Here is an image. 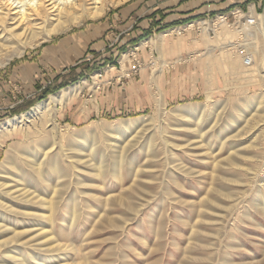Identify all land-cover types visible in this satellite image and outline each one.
Instances as JSON below:
<instances>
[{
	"label": "rangeland",
	"instance_id": "obj_1",
	"mask_svg": "<svg viewBox=\"0 0 264 264\" xmlns=\"http://www.w3.org/2000/svg\"><path fill=\"white\" fill-rule=\"evenodd\" d=\"M123 5L110 6L108 9H106V11L101 17L92 20L91 19L84 20V22H82L80 25L76 27H73L72 29H70V31L62 35H54L52 36V38L55 36L60 37L63 35H67V33L71 32L72 30L85 26L87 22H91V21L100 22L104 20L105 17L115 14L118 11V9H120V7ZM261 6L258 9V11L254 9L255 12L259 14L263 13L264 1L262 2ZM252 8H254V6H252L251 9L249 10L245 8L242 10L246 14H249ZM237 9H241V8L238 7L233 8L231 13L229 14L230 17L226 19L231 26L237 25L236 23L240 21V20L236 21V19H234V17L232 16L234 10ZM218 17H213V18L210 17L202 20H210L212 22H215V20ZM175 36L171 37L172 43L171 44L168 43L167 44L168 46L166 45L168 47V50L170 49V46H174L173 42ZM211 36H214L213 32H211ZM191 40L186 38L185 40L186 42L184 46L179 50L181 54L177 55L176 57H172V59H170L171 60L170 62H172L170 66L168 65L167 61L165 62L166 63L165 70L166 69L171 70L169 74H166L167 78H169V76L176 77L178 75V72H181L183 74L181 75L182 80L180 82L168 81L164 83L163 81H160V85L162 86V89L165 93L164 100L166 103L167 110H171L180 105L190 106V105H198L206 102L207 92H208L207 90L210 89L211 87L216 88L214 89V93L212 96L213 102H221L230 97L242 98L247 95L254 96V95L264 94V88H262L261 85L258 83V79L255 76L256 74L252 73L246 75L245 72L238 73L236 69H233L231 67L228 68L226 67L224 70H222V68H215V72L213 74V76L215 77L214 80L215 82L211 86L209 83L210 74L208 73V69H207L208 60L204 56V52L206 51L205 49L206 44L203 43L204 41L202 40V32L200 28L198 35L193 36ZM236 45L238 44L236 43ZM40 47L30 48V49L28 48L25 51V54H23L21 57L13 58L12 61H10L6 66L0 67V112H2V114L0 113V125H5L8 122V120L20 116L22 113H26L30 111L34 107L38 106L42 102L49 99L50 96L45 95L42 96L40 99H35L34 102L30 103L32 104V106L28 107L24 111L13 113L10 116L8 115L6 116V114L4 113L5 111L7 112L8 110H10L9 109L11 105L10 102H14V103L18 102L20 99H22L23 96L22 94L24 93L23 85L20 82L15 81L16 79H13L15 78V75L13 74V67L16 64H18L21 60L25 59L27 55L32 54L31 53L32 51H36ZM219 52L220 50L218 51V53ZM160 56L161 53L158 50V55L155 54V56L153 57V63H151L150 65L151 68H147L145 67V65H143L145 68L142 69L141 72L138 71L137 73H134L135 78L133 80H129L127 78H123L120 81L115 80V78L114 80H111L110 78L112 77V74H108L107 76L106 74H103V77H101L100 80L104 79L103 87L105 85L106 86L104 90H100L101 93L98 95L99 102L103 107L102 108L103 110L101 109L102 112L100 113V115H97L96 113L94 114L93 111V113L90 115L91 116L90 121H79L76 112L79 109L83 108L82 105L85 104V102H88L89 98H91L92 100L95 98V96L94 98L91 97L94 93L91 91L90 92L86 91L85 88L84 89L85 91L83 90L84 93L82 92L77 100H73L71 103H68V105L62 108L63 111L57 117L58 129L61 130L63 126L66 125L74 126L77 129H81V128L83 129L85 126L89 125L93 120L116 121L118 119L138 118L143 116L147 117L154 114L155 103H153V98H151V95L153 96L154 94L152 88H154L155 90V86L153 84V78L154 76L161 77L160 75L162 72L155 74L153 70H154L155 61L159 60ZM136 58H138L137 53L135 56L132 57L131 62H134ZM105 69H107V67H104V70ZM96 72L100 73V70L96 67H93L91 71L87 69L86 74L84 73L81 76L82 78L77 80L78 81L77 84L81 81L91 79ZM146 75H149L151 79L148 80V77H145ZM175 79L177 80V78ZM131 86L140 87L143 88L144 90H141V92L137 94L133 92ZM103 87L101 88L103 89ZM178 92L180 93L178 96H173ZM60 93L58 94L55 93V96L59 95ZM260 99L261 98H253V100L250 99L245 104V106L241 105L240 107L241 111L238 109L237 112L234 110L233 112L232 109L230 108L229 109L223 108V105H220L219 103H218L219 105L216 104V106L213 107L212 111H210L209 115H207L208 120L205 121L206 124L204 123V125L200 130L196 127V125L195 126L193 125L192 121H191L192 124L185 125L184 127V125L183 126L181 125L182 122L180 120L168 121L165 120L163 117L158 118L156 124H154V133H153L155 138L157 140L159 139L158 144L155 146L156 148L153 147L155 150L152 148L153 151L148 153L147 151L149 150V148L148 146L144 147V143L141 145L140 148L133 149L130 153L127 154L128 156L127 158L130 160L129 164L128 161L126 162L127 164L126 163L124 164V169L122 171V174L120 176H117V178L114 175L115 172L113 166L115 162H114V155L111 152H109L110 155L107 156V158H109L108 159L109 162L107 161L105 167L106 166L109 167V165L112 166H110L109 168L106 167L105 170L107 172L104 170V172L102 171V173L100 171L98 173L97 170L95 171L93 169V165L96 164L93 161L91 162L90 160H88L89 157L87 156L88 158L86 157L87 159L86 163L88 164L86 163L83 164L86 166V168L71 172L72 175L68 180L65 177H61L59 180V183L62 184V185L60 184L59 185L60 187H58L60 190V195H62L61 198L62 202L59 205V209H58L59 211L57 210L55 214V216L57 215V217H54L55 219L52 222V220H50L51 216H49L50 213L47 214L46 212V215L48 217L42 220L44 225L46 226V229L47 230L49 229L48 230L49 232L50 231L53 232V234L50 235L52 239L53 238L56 239L52 245L54 244L58 245L59 248L58 249L56 246H54L59 251L58 250L57 252L56 250L55 252L52 251L53 253L42 251V254H52L51 258H49L46 261H43L44 263L43 262L42 263L43 264H58V263L85 264L88 261L87 264H112V263L124 264V262L126 261L125 262L126 264H132V263L133 264H185V263L186 264H224V263L225 264L228 263L229 264H264V255H263L264 254L263 253L264 251V214H263L264 213V121H263L264 105H262V103L264 104V99L263 102H260L259 101ZM141 100L143 101L144 104H140ZM88 105L90 108H93V104L90 103V101L88 102ZM138 105H140L141 107L139 108ZM217 113H220L221 115L218 117L216 115ZM237 116L239 117L237 118V121L235 123L234 122L232 123V121H234ZM216 117L218 118L216 119ZM215 120H217L218 123L217 127L215 126L216 129L214 127L213 129H209L213 125ZM166 122L172 124L173 126L170 125L168 127V124ZM224 127L228 129H225ZM155 134L158 136L156 137ZM18 139H19L18 137L7 139L6 146L9 147L10 144H12L15 140L17 141ZM60 140L63 142L62 138L58 136L57 141L59 143L61 142ZM210 140H212V142ZM207 141L210 142L209 145ZM106 144H110V143H106ZM106 144L104 143V145ZM165 145L167 146V148L165 147ZM7 147L4 148L0 147V162L6 156ZM57 149L58 148L55 146L54 150L57 151ZM139 149L141 150L139 151ZM171 149L173 150L171 151ZM55 151H53V153H56ZM231 151L233 152L232 154L230 153ZM159 152L160 153L162 152L161 155ZM167 155L169 156V158ZM229 156L232 157L231 159L233 161L230 165L228 161H226L229 160L228 159ZM157 157H159L160 159L159 158L157 159ZM182 157L184 159L186 158L185 161ZM238 158H240L241 161ZM223 159L227 162V164ZM235 160H237L238 162ZM110 162L112 164H110ZM218 162L220 163L222 162L221 163L222 166ZM65 163H61V164H65ZM154 163H157L158 165L157 164L154 165ZM143 166L146 169H144ZM175 166H177L178 169L180 168L181 173L174 172L177 176L175 178L173 177L170 178L171 171L174 169L173 167ZM224 167H226V169H224ZM136 170L138 173L136 172ZM220 170L223 172H221ZM224 170H226L225 171L226 173L224 172ZM238 170L239 173L237 172ZM44 171H45L44 172L45 175L47 172H48L47 174L51 172L47 168H45ZM184 171H186L187 173ZM103 174L106 176H104ZM76 175L77 176L79 175L78 178ZM138 175L140 177H137ZM119 177L121 180L119 179ZM205 177L207 179H205ZM119 180L121 183L119 182ZM76 181L77 182L79 181L78 182L79 185L77 184ZM137 181L140 183L138 184ZM199 181L201 182L199 183ZM141 182H143L145 185L143 183L141 184ZM27 183H29L28 184L29 187L27 186V188L29 190L31 189V191L37 190L38 192H43L47 189L45 187V184H37L36 186V184H34L35 183L34 178L31 177L29 178ZM116 183L117 185H115ZM133 185L134 186L136 185L137 189L136 186L134 189ZM140 185H142V187ZM219 185L224 187H219ZM40 186H42L41 189H39ZM208 186H210L211 188ZM106 188H108L109 190ZM118 191L120 192V194ZM163 191L165 192V194ZM131 192L134 193L131 195ZM141 193L144 194L146 193L145 194L146 196L144 194L142 195ZM128 195H130V197ZM203 195L206 197H204ZM253 195H255L254 197H259L260 199L254 198ZM78 196L80 199L78 198ZM114 197L115 198L117 197V199H115ZM93 198L96 199L92 200ZM138 199L140 201H138ZM144 199L147 200L145 201ZM251 199L254 200L251 201ZM141 203L143 204L141 205ZM203 203H205L204 205L206 207L203 205ZM112 204L114 207H112ZM138 205L141 207H139ZM143 205L146 206L144 207ZM88 206H91L94 209ZM251 206L254 208H252ZM124 207L127 209H125ZM111 208L112 210L114 208L112 213H111L112 211ZM131 209L134 211H132ZM89 210H91L92 213ZM106 211H108L109 213ZM73 212L74 213L77 212L76 213L77 215L76 214L74 215ZM84 213H86L87 216ZM123 214L126 216H123ZM68 215L70 216V218ZM244 215L245 216L247 215L248 218L247 216L245 217ZM116 216L118 217V220ZM98 218L99 220H97ZM101 218L104 219L106 223H104V220H102ZM121 218L122 220H120ZM133 219H135V221ZM106 220H108L109 222ZM110 221L114 223L112 224ZM255 222H259V224ZM149 224L152 225V227ZM159 229L161 232L159 231ZM158 232L160 234H158ZM131 233L134 235L132 236ZM135 234L137 235V238L135 237L136 236ZM221 235L223 236L221 237ZM219 236L221 237V239ZM229 237H231L232 239ZM59 244H61L60 247ZM228 244L231 247L228 246ZM160 247L162 250L160 249ZM133 248L136 249L132 250ZM189 249L191 251H189ZM186 250L188 251V253H186L187 252ZM83 252L85 253V255ZM251 254L253 256H251ZM83 260H85L86 262L85 261L83 262ZM39 264H41V262Z\"/></svg>",
	"mask_w": 264,
	"mask_h": 264
},
{
	"label": "bare ground",
	"instance_id": "obj_2",
	"mask_svg": "<svg viewBox=\"0 0 264 264\" xmlns=\"http://www.w3.org/2000/svg\"><path fill=\"white\" fill-rule=\"evenodd\" d=\"M129 1H131V0H0V67L6 66L10 61H12L13 58L21 57L23 54H25V51L28 48L30 49V48L40 47L42 44L46 43L47 41H50L52 36L62 35L68 31H70V29H72L73 27L80 25L82 22H84V20H87V19L92 20V19H97V18L101 17L104 14V12L106 11V9H108L110 6H120V5L128 3ZM248 18L252 19V21H248ZM198 23H199V28L202 32V40L204 41L203 43H205L206 47H207V48L205 47L206 51L204 50L205 51L204 56L208 60L207 61L208 62L207 69H208V73L210 74L209 83L211 86L215 82L214 81L215 77L213 76V74L215 72V68H222V70H224L226 67L227 68L231 67L233 69H236L238 73H244L245 72L246 75L252 74V73L256 74L255 76L258 79V83L261 85L262 88H264V12L259 14V13L255 12L254 8H252V10L250 11L249 14H246V16L242 20H240L236 23L237 25H233V26H231L229 24V22L225 19L224 16L218 17L215 20V22H212L210 20H201ZM193 26H194L193 23L190 25H187L186 30L190 32L191 29H193ZM183 29L182 28L176 29V30L174 29L170 32H167L166 34L164 33V34L157 36L156 38H151L150 40L142 42L140 45H138L136 47L135 50L130 51L129 53L127 52V53L123 54L122 59H121L122 66L125 67V65L128 62L132 63L131 62L132 57L136 55L137 51H139V50L144 51L146 47H152V48H157L159 50V52L161 53L160 59L155 61L153 71L155 74L161 73L166 67L165 57L168 54V47L166 46V43H165L166 35H172L175 32H177L178 35L176 36V39L173 42L174 46H171V47L174 49H176V48L180 49L184 46V44L186 42L185 41L186 36L183 32ZM211 32L214 33V36H211ZM236 43L238 45H236ZM219 50H220V52L218 53ZM202 53H201V56H202ZM247 61H249V62H247ZM50 65H52V64H50ZM109 72H110V70L108 71V73ZM99 75H100V73L94 74L93 75V81L85 80L84 85H77V86H74V87H71L68 89H64V90H62V92L59 95H56V96L51 95L48 100L42 102L41 104L34 107L30 111H28L26 113H22L20 116H17L11 120H8V122L5 125H0V147H3V148L7 147L6 146L7 139H10L13 137L19 138L17 141L15 140L12 144H10L9 147H7L6 156L0 162V264H39L40 262H41V264H43L44 263L43 261H46L49 258H51L52 254H42V251L53 253L56 250V252H57V250L59 249L58 245H55V244L52 245L56 239L53 238L54 239L53 240L52 237L50 236L51 234H53V232H51V231L49 232L48 231L49 229L48 230L46 229V226L44 225L42 220H44L46 217H48L46 215V212H47V214L50 213L49 216H51L50 220H52V222L55 219L54 217H57V215L55 216V214H56L57 210L59 209V205L62 202L61 201L62 195H60V190L58 188V187H60L59 185L61 184V183H59V180L61 177H65L68 180L72 175L71 172L86 168V166L83 164L86 163V161H87L86 157L87 156L89 157L88 160H90L91 162L93 161L96 164V165H93V169L95 171L97 170L98 173H99V171L102 173V171L104 172L106 167H108V166L105 167V165L109 159V158H107V156L110 155L109 152H111L114 155V162L115 163H114L113 169L115 172L114 175L117 178V176H120L122 174V171L124 169V164L127 161L129 164L130 160L127 158L128 153H130L135 148H137V149L140 148L143 143H144V147L148 146L149 150L147 152L150 153L151 151H153V149H154L153 147H155L158 144L159 139L157 140L155 138V136L153 135L154 124H156V121L158 118L163 117L165 120H168V121L169 120H173V121L174 120H180L182 122V124L181 123L180 124L182 126L184 125V127H185V125H190L193 123V125L194 126L196 125V127L200 130L202 128V126L204 125L205 121L208 120L207 115H209L210 111H212L213 107L216 106V104H218V103L220 105H223V108H228V109L230 108V109H232V111L234 110L237 112L238 109L241 111V109H240L241 105L245 106V104L250 99L253 100V98H261L259 100L260 102H263V99H264V94H262V95H254V96L253 95H247V96L242 97V98L230 97V98L225 99L221 102H213L212 96L214 93V89H216V88L211 87L210 89L207 90L208 92H207V101L206 102H204L202 104L190 105V106L180 105V106L175 107L171 110H167L166 109V103L164 100L165 93L162 89V86L160 85L159 76H154L153 84L155 86V90H154V88H152L154 94H153V96L151 95V98H153V103H155L154 104L155 112L151 116H147V117L143 116V117L129 118V119H118L116 121L93 120L89 125L85 126L83 129L82 128L77 129L74 126L66 125V126H63L62 129L60 128L61 130H59L58 124H57V117L59 116V112H60L59 108H61L60 105L65 106V104L68 101H71V100L75 99L77 96H79V94L81 93L84 86H88L92 90L98 88V86H99V82H98ZM152 89H151V91H152ZM262 105H264V104L262 103ZM57 106H60V107H57ZM216 115L219 117L221 114L217 113ZM236 115H238V114H236ZM218 117H216V119ZM237 118H239V117L237 116L236 119L234 121H232V123L233 122L235 123L237 121ZM191 121H192V123H191ZM167 124H168V127L170 125H172L170 123H167ZM217 124H218L217 120H215L213 125L209 129H213V127L216 129ZM225 127H226V125H225ZM225 129H228V128H225ZM156 131H158V130H156ZM58 136H60L62 138L63 142L61 140H60L61 141L60 143L57 141ZM157 136L158 135H156V137ZM233 137H234V135H233ZM210 141L212 142V140H210ZM64 142H65V144H64ZM104 143L105 144L110 143V144L104 145ZM207 143L209 145L210 142L207 141ZM55 146L58 148L57 151L54 150ZM165 147L167 148L166 145H165ZM140 150L141 149H139V151ZM172 150L173 149H171V151ZM53 151H55L56 153H53ZM179 151H181V150H179ZM161 153H160V155H161ZM230 153L232 154L233 152L231 151ZM140 154H142V153H140ZM187 154H189V153H187ZM153 157H155V156H153ZM227 157H226V159H227ZM110 158H112V157H110ZM134 158H135V156H134ZM158 158L159 157H157V159ZM168 158H169V156H168ZM178 158H179V156H178ZM231 158L232 157H230V156L228 158L229 160H226L224 158L226 161H228L229 165L233 162ZM172 159H173V157H172ZM174 159H175V157H174ZM185 159H184V161H185ZM233 159H234V157H233ZM238 159H240V158H238ZM62 161H64V162H62ZM235 161H237V160H235ZM240 161H241V159H240ZM60 162L61 163L66 162V163L61 164ZM72 162H73V164H72ZM216 162H217V160H216ZM216 162H214V163H216ZM218 163H220V162H218ZM86 164H88V163H86ZM110 164H112V163L110 162ZM146 164H148V163H146ZM155 164H157V163H154V165ZM217 164H215V165H217ZM226 164H227V162H226ZM149 165H150V163H149ZM233 165H232V167H233ZM243 165H244V163H243ZM110 166H112V165H109V167ZM137 166H138V164H137ZM221 166H222V164H221ZM226 167H224V169H226ZM45 168H47L51 172H49V174H47L48 173L47 172L45 175L44 174ZM173 168L174 169L171 171L170 178L171 177L175 178L177 176L174 172L181 173L180 168L178 169L177 166H175ZM216 168H218V167H216ZM219 168H221V167H219ZM144 169H146V168L144 167ZM139 171H140V169H139ZM225 171L226 170H224V172ZM92 172H93V170H92ZM136 172H137V170H136ZM184 172H186V171H184ZM221 172H223V171H221ZM237 172L239 173V170ZM182 174H185V173H182ZM216 174H217V172H216ZM73 175H74V173H73ZM135 175H136V173H135ZM212 175H213V173H212ZM235 175H237V174H235ZM78 176H77V178H78ZM104 176H106V175H104ZM132 176H133V174H132ZM149 176H151V175H149ZM30 177L34 178V182H35L34 184H36V186H37V184H45V187L47 189L45 191L42 190L43 192H38L37 190L31 191V189L29 190L27 188L29 183H27V182H28ZM137 177H140V176L138 175ZM73 178H74V176H73ZM111 178H112V176H111ZM223 178H225V177H223ZM119 179H120V177H119ZM129 179H130V176H129ZM205 179H207V178L205 177ZM120 180H119V182H120ZM185 180H186V178H185ZM221 180H223V179H221ZM97 181H99V180H97ZM78 182H77V184H78ZM87 182H84V183H87ZM200 182L201 181H199V183ZM139 183L140 182H138V184ZM142 183L143 182H141V184ZM203 184H204V182H203ZM115 185H117V183ZM72 186H73V184H72ZM72 186H70V187H72ZM135 186H134V189H135ZM140 186L142 187V185H140ZM210 186H211V184H210ZM210 186H208V187H210ZM41 187L42 186H40L39 189H41ZM122 187H123V185H122ZM143 187H145V186H143ZM219 187H224V186L219 185ZM106 189H108V188H106ZM136 189H137V186H136ZM80 190H78V191H80ZM139 191H140V189H139ZM255 192H257V191H255ZM133 193L134 192H131V195ZM168 193H170V192H168ZM97 194H99V193H97ZM119 194H120V192H119ZM128 194H130V193H128ZM141 194L143 195L144 193H141ZM164 194H165V192H164ZM121 195H123V194H121ZM87 196H85V197H87ZM128 196L130 197V195H128ZM254 196L255 195H253V197ZM133 197H135V196H133ZM200 197H202V196H200ZM204 197H206V196H204ZM207 197H210V196H207ZM78 198H79V196H78ZM218 198H215V199H218ZM254 198H259V197H254ZM94 199H96V198H93L92 200H94ZM110 199H109V201H110ZM115 199H117V197ZM131 199H133V198H131ZM62 200H64V199H62ZM253 200L254 199H251V201H253ZM106 201H108V200H106ZM106 201H104V202H106ZM124 201H126V200H124ZM138 201H140V200L138 199ZM149 201H150V199H149ZM251 201H249V202H251ZM112 202H113V200H112ZM119 202H120V200H119ZM204 202H205V200H204ZM239 203H240V201H239ZM239 203H238V205H239ZM134 204H135V202H134ZM142 204L143 203H141V205ZM204 204L205 203H203V205ZM86 205H87V203H86ZM99 206H100V204H99ZM88 207H91V206H88ZM112 207H114L113 204H112ZM139 207H141V206H139ZM101 208H102V206H101ZM131 208H132V206H131ZM252 208H254V207H252ZM92 209H94V208H92ZM125 209H127V208H125ZM128 209H130V208H128ZM140 209H142V208H140ZM111 210H112V208H111ZM113 210H114V208H113ZM113 210L111 211V213L113 212ZM89 211L91 212V210H89ZM132 211H134V210H132ZM106 212H108V211H106ZM76 213H74V215ZM94 213H96V212H94ZM94 213H93V215H94ZM138 213H140V212H138ZM197 213H198V211H197ZM84 214H86V213H84ZM141 214H142V212H141ZM80 215H82V214H80ZM102 215H104V214H102ZM86 216H87V214H86ZM123 216H126V215L123 214ZM146 216H147V214H146ZM99 217H100V215H99ZM69 218H70V216H69ZM128 218H126V219H128ZM150 218H151V216H150ZM247 218H248V216H247ZM97 220H99V218ZM102 220H104V219H102ZM108 220H106V221H108ZM117 220H118V217H117ZM120 220H122V218ZM133 220L135 221V219H133ZM128 221H130V220H128ZM146 221H148V220H146ZM58 222H60V221H58ZM110 222L112 223V221H110ZM47 223H48V221H47ZM104 223H106L105 220H104ZM255 223L259 224V222H255ZM76 224H77V222H76ZM115 224H116V222H115ZM73 225H74V223H73ZM55 226H56V224H55ZM150 226L152 227V225H150ZM98 227H99V225H98ZM115 227H117V226H115ZM117 230H119V229H117ZM122 230H124V229H122ZM159 231H160V229H159ZM233 231H235V230H233ZM233 231H232V234H233ZM62 232H60V233H62ZM158 234H160V233L158 232ZM133 235L134 234H132V236ZM230 235H228V236H230ZM222 236L223 235H221V237ZM135 237L137 238V235ZM190 237H192V236H190ZM221 237H220V239H221ZM231 237H229V238H231ZM141 239H143V238H141ZM154 239H155V237H154ZM145 242H146V240H145ZM145 242H143V243H145ZM237 242H239V241H237ZM60 245L61 244H59V247H60ZM54 246H56L58 249H56V247H54ZM228 246H230V245L228 244ZM161 247H160V249H161ZM135 249L133 248L132 250H135ZM61 250H62V248H61ZM163 250H164V248H163ZM189 251H191V250L189 249ZM149 253H150V251H149ZM186 253H188V251ZM263 253H264V251H263ZM84 255H85V253H84ZM68 256H66V257H68ZM251 256H253V255L251 254ZM82 258H83V256H82ZM84 261L85 260H83V262ZM125 262H124V264H126ZM193 262H195V261H193ZM87 263H88V261H87ZM87 263H85V264H87ZM58 264H60V263H58ZM69 264H72V263H69Z\"/></svg>",
	"mask_w": 264,
	"mask_h": 264
},
{
	"label": "crops",
	"instance_id": "obj_3",
	"mask_svg": "<svg viewBox=\"0 0 264 264\" xmlns=\"http://www.w3.org/2000/svg\"><path fill=\"white\" fill-rule=\"evenodd\" d=\"M263 1L131 0V2L121 6L115 14L105 17L100 22H87L85 26L74 29L67 35L51 38L38 50L32 51V54L27 55L25 59L16 64L13 67V74L15 75L13 79L23 85L24 93L22 94V99L18 102H10V110L4 113L6 116H10L13 113L21 112L31 107L32 104L30 103L34 102L35 99H40L42 96L55 95V93L58 94L63 89L84 85L85 80L78 84L77 80L81 79L84 73L86 74L87 69L91 71L93 67H96L100 70L98 88L92 90L88 86H84L81 91V93H84L86 88V91L94 93L91 97L95 96L96 99H88V102L90 101L93 104V108H90L88 102H85L86 104L82 105L84 108L76 112L79 121H90V115L93 111L94 114L100 115L103 110L98 98L101 93L100 90H104L106 86L103 87L104 79L100 80L103 74H106V76L112 74L111 80H114V78L117 81L123 78L133 80L135 78L134 73L141 72L145 67L151 68L153 57L155 54L158 55V50L146 47L144 51H137L138 58L132 63L128 62L125 67L121 63L123 54L135 50L143 41L152 37L156 38L160 34H166V32L174 29L184 28L183 32L185 36L187 35L186 38L192 39L193 36L199 33L198 22L200 20L221 15L229 18L232 9L236 7L249 10L254 6V9L258 11ZM192 23L194 26L189 32L185 27ZM175 35H178L177 32L172 35H166V45L172 43L171 37ZM175 37L174 40L176 39ZM179 50L170 46L166 55V61L169 66L172 63L170 59L181 54ZM104 67H107V69L104 70ZM109 70L110 72L108 73ZM170 72L171 70L164 69L159 81L165 83L168 81L180 82L182 80L181 75L183 74L181 72H178L176 77L169 76L167 78L166 74ZM145 77H148V80L151 79L149 75ZM92 79L93 76L89 81H93ZM131 89L137 94L144 90L143 88L132 86ZM81 93L73 100H77ZM179 94L178 92L172 95L178 96ZM73 100L68 101L65 106ZM140 104H144L142 100ZM60 106L59 114L63 111L62 108L65 107ZM138 107L140 108L141 106L138 105ZM0 113L2 114V112Z\"/></svg>",
	"mask_w": 264,
	"mask_h": 264
},
{
	"label": "built area",
	"instance_id": "obj_4",
	"mask_svg": "<svg viewBox=\"0 0 264 264\" xmlns=\"http://www.w3.org/2000/svg\"><path fill=\"white\" fill-rule=\"evenodd\" d=\"M246 13L242 10V9H237V10H234V12L232 13V16L234 17V19L237 20H241L245 17ZM221 16H224V15H221ZM225 19H228L227 16H224ZM248 21H252V19L248 18ZM249 62V61H247Z\"/></svg>",
	"mask_w": 264,
	"mask_h": 264
}]
</instances>
